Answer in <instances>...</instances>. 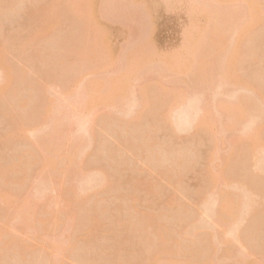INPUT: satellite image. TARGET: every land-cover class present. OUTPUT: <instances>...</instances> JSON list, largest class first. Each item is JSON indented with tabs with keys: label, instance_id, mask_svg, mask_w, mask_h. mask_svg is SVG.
Segmentation results:
<instances>
[{
	"label": "rangeland",
	"instance_id": "obj_1",
	"mask_svg": "<svg viewBox=\"0 0 264 264\" xmlns=\"http://www.w3.org/2000/svg\"><path fill=\"white\" fill-rule=\"evenodd\" d=\"M122 1L0 0V264H264V0Z\"/></svg>",
	"mask_w": 264,
	"mask_h": 264
},
{
	"label": "bare ground",
	"instance_id": "obj_2",
	"mask_svg": "<svg viewBox=\"0 0 264 264\" xmlns=\"http://www.w3.org/2000/svg\"><path fill=\"white\" fill-rule=\"evenodd\" d=\"M75 1H76V0H75ZM100 1H102L101 4L104 2L103 5H101L103 8L107 7V5L109 6V7H107V9H106V8L104 9V10H107V11H108L107 13L112 14V15H115V14H121V13H120V9H121L122 7H120V4L122 5V3H123L124 1H122V2H118V0H114V1H113V0H109V3H111V2L113 1V2L111 3V6H110V4H106V3H108V0H107V1H106V0H104V1H103V0H100ZM110 1H111V2H110ZM119 1H121V0H119ZM127 1H128V0H127ZM181 1H182V0H181ZM190 1H191V0H189V3H190ZM79 2H80V0H79ZM105 2H106V3H105ZM116 2H117V3H116ZM80 3H86V2H83V1H82V2H80ZM113 3L115 4V6L113 5ZM129 3L132 4L131 1H130ZM129 3H128V5H129ZM138 3H139V2H138ZM141 3H142V2H141ZM141 3H140V5H141ZM76 4H77V3H76ZM104 4H105V5H104ZM117 4H118V6H119V8H118L119 11H118V9H117V12H116V8H115V7H118ZM136 4H137V3H136ZM83 5H84V4H83ZM137 5H139V4H137ZM137 5L134 4V6H136L135 8H137V7H141V6H142V5H141V6H137ZM151 5H152V4H151ZM73 6H75V5H73ZM78 6H79V4H78ZM113 6H114V7H113ZM124 6H125V5H124ZM124 6H123L124 10L127 9L128 12H126V10H125V11L123 10V12H126L127 14H125V15L128 16V13L130 14V11H131V9H129L130 6L128 7V6L126 5V6H127V7L125 6L126 8H125ZM83 7L85 8V5H84ZM98 7H99V6H98ZM113 8H114V10H113ZM132 8H133V7H132ZM135 8H134V9H135ZM82 9H83V8H82ZM82 9H80V10H82ZM99 9L101 10V7H100ZM109 10H110V11H109ZM136 10H138V8H137ZM140 10H141V11H139V12L136 11L139 15H140L141 13H144V12L142 11V9H140ZM82 11H83L84 13L88 12V11H86V10L84 11V9H83ZM98 11H99V10H98ZM112 11L114 12V14H113ZM132 11H133V10H132ZM79 12H81V11H79ZM99 12H100V11H99ZM110 12H111V13H110ZM115 12H116V13H115ZM118 12H119V13H118ZM136 12L134 13V14L136 15V18L133 17V16H135V15H134L133 12H132V15H133V16L131 17V19H135V20L137 19V15H138V14H136ZM140 12H141V13H140ZM237 12H238V11H237ZM154 13H155V12H154ZM81 14H82V13H81ZM139 15H138V16H139ZM229 15L231 16L232 13H231V14L229 13L228 16H229ZM236 15H237V14H236ZM83 16H84V15H83ZM129 16H130V15H129ZM129 16H128V18H129ZM143 16H145L144 18L147 17V15H143ZM78 17H79V15H78ZM84 17H85V16H84ZM139 17H141V15H140ZM89 18H90V17H89ZM141 18H142V17H141ZM144 18L141 19V20H144ZM85 19H86V18H85ZM90 19H91V18H90ZM236 19H238L237 16H236ZM112 20H113V19H112ZM87 21H88V20H87ZM110 21H111V20H110ZM144 21H145V23H146V22L149 21V20H148V18H147V21H146V20H144ZM90 22H91V21H90ZM134 22H136V21H134ZM53 23H54V22H53ZM84 23H85V22H84ZM54 24H55V23H54ZM147 26H150V25H149L148 23L145 24V25H144V28L142 27V29H144V31H143L142 29H140V30H142L143 32L140 31V30H139V32L142 33V34H145V33H144V32H145V29H148V28H149V27L146 28ZM88 27H89V24H88ZM90 27H91V26H90ZM90 27H89L88 30H87V31H88V34H89V31H91V30H89ZM150 27H151V26H150ZM188 30H189V29H188ZM85 31H86V30H85ZM98 32L100 33L101 31H98ZM91 33H92V32H91ZM95 33H97V30H96ZM95 33H94V34H95ZM99 33H98V34H95V36H98ZM86 34H87V33H86ZM86 34H85V35H86ZM92 34H93V33H92ZM100 35H101V34H100ZM148 36H149V35H148ZM91 37H92L91 34H89V39H88V40H90ZM137 37H138V38H136V40L138 39V40L140 41V38H141V37H139V36H137ZM146 37H147V36H146ZM146 37H145V36H142L141 39L146 38ZM219 37H220V36H219ZM94 38H95V37H94ZM82 39H83V38H82ZM96 39H97V38H96ZM210 39H211V37H210ZM88 40H87V41H88ZM91 40H93V39H91ZM138 40H137V41H138ZM143 40H144V39H143ZM204 40H205L204 43L206 42L207 45L211 46V45L208 43V41H206L207 39H204ZM211 40H214V39L212 38ZM220 40H221V38H220ZM87 41H86V42H87ZM137 41H136V42H137ZM139 41H138V42H139ZM141 41H142V40H141ZM145 41H146V40H145ZM30 42H31V41H30ZM81 42H82V41H81ZM90 42H91V41H90ZM92 42H93V41H92ZM202 42H203V41H202ZM91 44H92V43H91ZM99 44H101V43H98V42L96 43V45H98V46H99ZM146 44H147V43H146ZM207 45H201V46H203V47L205 46V47H206ZM85 46H86V45H85ZM88 46H90V45H88ZM148 46H150V45H148ZM90 47H91V46H90ZM141 47H142V46H141ZM145 47H146V46H145ZM152 47H153V46H152ZM203 47H201V48H203ZM82 48H83V46H82ZM86 48H88V47H86ZM91 48H92V47H91ZM96 48H97V47H96ZM150 48H151V47H150ZM182 48H183V47H182ZM75 49H76V47H75ZM93 49H94V47H93ZM100 49H101V48H99V50H100ZM206 49H207V47H206ZM85 50H86V49H85ZM97 50H98V49H97ZM127 50H128V49H127ZM152 50H153V49H152ZM185 50H187V49H185ZM102 51H104V49H103ZM124 51H125V50H124ZM143 51H144V50H143ZM74 52H75V51H74ZM141 52H142V51H141ZM141 52H140V53H141ZM186 52H187V51H186ZM225 52H226V51H225ZM103 53H106V52H103ZM151 53H153V52L151 51ZM189 54H190V53H189ZM189 54H188V55H189ZM225 54L228 55L227 52L224 53V56H225ZM76 55H77V54H76ZM121 55H122V54H121ZM160 55H161V54H160ZM216 55H217V57L222 56L221 54H218V53H217ZM238 55H239V53H238ZM238 55H237V56H238ZM135 56H137V54H135ZM192 56H193V52H192ZM224 56H223V57H224ZM231 56H232V55H231ZM77 57H78V56H77ZM132 57H134V56H132ZM139 57H140V56H139ZM123 58H124V57H122V59H123ZM144 58H145V57H143V59H144ZM192 58H193V57H192ZM136 59H137V58H136ZM228 59H229V57L227 58V60H228ZM217 61H218V60H216V61H215V60H213V61L211 60V63H212V62H216V63H217ZM128 62H129V61H128ZM218 62H219V61H218ZM228 62H229V61H228ZM159 63H160V62H159ZM216 63H212V64H215V66H216V65H218V64H216ZM161 64L164 66V64L162 63V61H161ZM167 64H169V63H167ZM124 65H125V63H124ZM124 65H122V66L124 67ZM165 66H166V64H165ZM165 66H164V67H165ZM126 67H127V66H126ZM166 67H167V66H166ZM212 67H214V66H212ZM216 67H217V66H216ZM256 87H257V86H256ZM257 88H258V87H257ZM260 91H261V90H260ZM245 97H246V96H245ZM166 98H168L167 101L164 100L165 102H164V101H163V102H164L165 104H162V106H163L164 108L166 107V106H164V105H166V103L168 104V102H170V101H168V100L170 99V97H166ZM248 99H249V98H247V100H248ZM243 100H244V99H243ZM42 101H43V100H42ZM228 101H229V100H228ZM230 101H231V100H230ZM234 101H235V100H234ZM234 101H233V102H234ZM236 101H237V100H236ZM244 101H245V100H244ZM249 101L251 102V99H249ZM43 102H46V101L44 100ZM43 102H42V104H43ZM239 102H240V101H239ZM241 103H242V102H241ZM253 103H254V102H252L251 104H253ZM231 104H232V102H231ZM244 104H245V102H244ZM246 104H249V102H248V103L246 102ZM246 104H245V105H246ZM43 105H44V104H43ZM235 105H236V104H235ZM235 105H233V107H231V112H232V110H233L234 112H236V106H235ZM254 105H255V104H254ZM246 106H248V105H246ZM246 106H244L243 108H245ZM249 106H253V105H249ZM257 106H258V105H257ZM160 107H161V106H160ZM163 107H162V108H163ZM234 107H235V110H234ZM237 107H238V105H237ZM253 107H254V106H253ZM258 107H259V106H258ZM227 108H229V106H227L226 108H225V106H224V109L227 110ZM232 108H233V109H232ZM238 108H239V107H238ZM241 108H242V107H241ZM247 108H248V109H247ZM249 108H252V107H246L247 111L249 110ZM256 108H257V107H256ZM254 109H255V108H254ZM258 109H260V108H258ZM162 110H164V109H162ZM162 110L159 109L158 112H160V111H162ZM226 110H225V111H226ZM245 111H246V110H245ZM156 112H157V111H156ZM158 112H157L156 114H158ZM163 112H164V111H163ZM231 112H230V113H231ZM237 112H238V111H237ZM237 112H236V113H237ZM260 112H261V110H260ZM245 113H246V112H245ZM262 113H264V110H262ZM262 113H260V115H261ZM232 114H233V112H232ZM238 114H240V113H238ZM243 114H244V113H243ZM158 115H159V114H158ZM160 115H163V116H164V113H163V114L160 113ZM233 115L236 116V114H233ZM260 115H257V116H260ZM245 116H246V115H245ZM160 117H162V116H160ZM165 117H166V116H165ZM261 117H262V115H261ZM135 118H136V116H135ZM235 118H236V117H235ZM237 118H238V117H237ZM237 118H236V119H237ZM239 118H240V117H239ZM251 118L254 119L255 117L253 116V117H251ZM258 118H259V117H257V119H258ZM262 118H263V117H262ZM163 119H164V118H163ZM165 119H166V118H165ZM260 119H261V118H260ZM260 119H259V120H260ZM238 120H240V119H238ZM251 120H252V119H251ZM25 121H26V120H25ZM25 121H23V122H25ZM241 121H242V120H241ZM23 122H21V124H24ZM249 122H252V123H253V121H249ZM254 122H255V121H254ZM259 122L261 123V121H259ZM173 123H174V122H173ZM25 124H26V123H25ZM178 124H179V123H177V125H178ZM179 125H180V124H179ZM179 125H178V126H179ZM173 126H174L173 129H176V128H175V123H174ZM256 126H259V125L254 124L253 127L251 128V131L248 132V134L250 133V134H249V135H250V136H249L250 138L252 137L251 135H253V133H255V132H258L257 134H259V131L255 130V129H257ZM254 127H255V128H254ZM261 129H262V128H261ZM261 129H260V131L263 130V129H262V130H261ZM252 130H253V131H252ZM175 131L178 132L177 129H176V130H173L174 133H175ZM254 131H255V132H254ZM42 136H43V135H42ZM42 136L39 135V137H42ZM258 136H259V135H257L256 137L259 138ZM252 138H254V137H252ZM255 140H256V138H254V141H255ZM257 140H258V139H257ZM259 140H260V138H259ZM53 141H54V140H53ZM235 141H237V140H235ZM248 141L251 142V140H248ZM248 141H247V142H248ZM254 141H252V142H254ZM255 142L257 143V141H255ZM239 143H240V141H239ZM241 143H242V141H241ZM237 144H238V143H237ZM249 144H250V143H249ZM252 145H254V143H252ZM247 147H248V146H247ZM249 147H250V146H249ZM248 151H249V149H248ZM43 153H44V152H43ZM23 156H24V155H23ZM19 160H20V159H19ZM21 161H22V160H21ZM8 168H9V167H8ZM2 169H4V168H2ZM2 169H1L0 171H3ZM12 171H13V170H12ZM14 171H15V170H14ZM14 171H13V172H14ZM4 172H5V171H4ZM1 173H2V172H1ZM11 173H12V172H11ZM5 174H6V173H5ZM0 176H1V175H0ZM1 177H2V176H1ZM1 177H0V178H1ZM8 179H9V178H8ZM3 180H4V179H3ZM90 219H91V218H90ZM96 220H97V219H96ZM146 223H147V222H146ZM148 223H149V222H148ZM150 224H151V222H150ZM150 224H148V226H149ZM260 225H261V224H260ZM145 226H147V225L145 224ZM153 226H154V225H153ZM95 227H96V226H95ZM91 228H93V227H91ZM88 232H90V229H89ZM86 233H87V232H86ZM9 242H10V241H9ZM12 242H14L13 239H12ZM8 244H9V243H8ZM22 248H23V247H22ZM23 249H25V248H23ZM23 253H24V252H23ZM23 253H22V254H23ZM49 259H50V258H49ZM49 259H48V260H49ZM46 260H47V259H46ZM54 262H55V261H54ZM50 263H51V262H50Z\"/></svg>",
	"mask_w": 264,
	"mask_h": 264
}]
</instances>
